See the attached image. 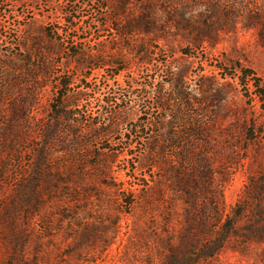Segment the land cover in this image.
<instances>
[{
  "label": "rangeland",
  "instance_id": "rangeland-1",
  "mask_svg": "<svg viewBox=\"0 0 264 264\" xmlns=\"http://www.w3.org/2000/svg\"><path fill=\"white\" fill-rule=\"evenodd\" d=\"M133 20L163 31L120 35ZM62 25L76 27L71 50L56 38ZM207 25L220 30L197 48L194 28ZM240 68L264 93V0H0V264H264V242L242 237L203 260L187 255L197 215L177 190H209L194 200L210 226L244 210L250 185L264 190V97ZM60 80L74 83L68 97L86 96L79 110L66 100L47 157L50 173L78 180L52 194L32 171ZM122 110L117 134L100 136ZM245 211L241 236L258 218Z\"/></svg>",
  "mask_w": 264,
  "mask_h": 264
},
{
  "label": "trees",
  "instance_id": "trees-1",
  "mask_svg": "<svg viewBox=\"0 0 264 264\" xmlns=\"http://www.w3.org/2000/svg\"><path fill=\"white\" fill-rule=\"evenodd\" d=\"M117 15L121 16L123 12V8L121 9ZM65 14V13H64ZM68 13H66L65 18L67 23H71L72 21H69L68 18ZM146 20L147 18H143L142 21ZM66 25H62V27L58 28V31L56 33V38L61 40L63 43H65L68 46V49L71 50L75 47L74 42L71 39L72 32L75 30V26L67 29L65 28ZM163 31L161 27L158 25H146L144 23H139L133 20V22H130V25L126 27V29H118V33L120 35H130V36H136L139 34H159V32ZM220 29H218L216 26L213 25H207L205 28L202 27H196L194 28V32L197 33L195 36V39L199 40V43H194L193 45L195 47H200L201 44L204 42L212 41L215 37L216 32H218ZM47 34H50L49 29H47ZM190 38V37H189ZM78 46V45H77ZM77 55L75 57H84L86 56L85 53L82 52H77ZM240 72H242V75L239 77L241 78L242 82H253V86L255 87V92L257 96H260L261 98L264 97L263 91L260 90V77L256 75V73L252 69H245V68H240ZM120 73H117L119 75ZM74 84L73 82H64L63 80L59 81V87H58V95L56 99L53 101L51 104V107L49 109V117L51 119V124L50 125H45L47 127L46 129L44 128L43 134L45 138V144L40 150V154L38 155L37 159L35 160L34 163V169L32 171V176H34V181L38 182H43L44 187L42 186V190H46L49 193L55 194V183L62 181L63 183L71 184L74 183L75 181L78 180V177H75L74 180V175L70 172L64 174L61 172H55V173H50V168L48 167V162H47V157L51 156V151H53L52 148L54 144L57 143V139L60 135V126L61 122L64 120L65 117L69 116L71 112L67 110L68 107L74 106V110H79V108L83 105L82 102L84 100V97L86 94L83 91L80 92H74L71 97H68V95L63 91V89H68L69 86ZM249 86V83H247ZM89 88V87H88ZM260 90V91H259ZM74 98V99H73ZM78 98L77 101L75 99ZM73 99V101L71 100ZM66 100H69L72 102V105H67L65 106ZM82 100V101H81ZM103 101H106V97H104ZM107 105L109 106H116L119 103L118 102H106ZM124 110L120 111V113H112L110 114L109 118L112 120L107 124V131L100 133V136H108V135H114L117 134V130L123 121V116H124ZM25 117V116H24ZM97 126V125H96ZM100 128V127H98ZM5 144L8 143L9 140L5 139ZM172 147H178L181 148L180 143H173ZM185 160V158H184ZM150 159L148 157L147 162H141L138 167H142V169H147L149 166L152 164L150 163ZM182 184L178 186V191H181L185 193V203L187 206L190 208V212L193 216H196L195 218L191 219L192 222H194V225H191L192 228L191 231L193 233L198 234V237H195V234H193L194 240L192 241V237L189 234V237L186 235L184 240H186V248H185V253L187 255L195 256L199 260L206 259L207 257H212V251L215 253L221 252L227 244L230 243L231 240H233L236 237H242L241 243L246 244V242H252V241H259V242H264V207L262 206V203L264 202V190H262L257 184L250 185L248 187V192L245 193V197L242 201L243 208L242 207L238 208L233 212L232 215L227 216L226 218L223 217V214H220V218L218 219L217 223L214 226H210V219L207 220V218L204 216L206 215L207 212H209V209L207 208V204L204 206H199L197 202H195L194 199H198L199 193L200 195L206 196L209 195V190L205 189L204 187L199 188L197 185H193L195 183L189 182V181H181ZM193 183V184H192ZM46 184V185H45ZM48 185V186H47ZM21 186V185H20ZM21 190L25 191V187H21ZM37 190V188L35 189ZM22 191V192H23ZM69 191V189H68ZM196 192V193H192ZM20 193V192H19ZM18 192V197L23 196L19 194ZM66 195H69L70 198L74 196L73 192H66ZM25 197H28V201H35V193L33 191L31 193L24 194ZM198 197V198H196ZM188 198V199H186ZM261 202V206L257 204L256 206L254 203L256 201ZM16 201H14V204ZM254 206H252V205ZM37 205V204H36ZM259 205V206H258ZM248 206V214L250 212L256 214L258 218H256V221H252V223L249 222L248 228H246L244 235L241 236V232L238 229V224L243 218L245 217V208ZM259 208V209H258ZM201 214L200 218H198ZM12 225L13 228L16 229V233L12 235V256L18 257L20 252V246L19 243L21 242V233L17 231V223L18 220L16 218L12 219ZM261 220V221H260ZM194 226V227H193ZM213 227V228H212ZM191 233V232H190ZM199 235L201 236L199 238ZM191 237V238H190ZM188 238V239H187ZM244 238L247 240L244 241ZM203 240V241H202ZM211 245L216 246V247H210ZM208 248V249H207ZM198 251V253H193L194 251ZM212 250V251H210ZM15 260V258H12Z\"/></svg>",
  "mask_w": 264,
  "mask_h": 264
}]
</instances>
